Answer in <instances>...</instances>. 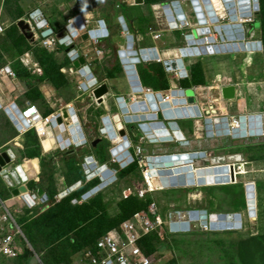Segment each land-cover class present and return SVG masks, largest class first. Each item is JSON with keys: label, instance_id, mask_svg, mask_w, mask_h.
Returning <instances> with one entry per match:
<instances>
[{"label": "rangeland", "instance_id": "1", "mask_svg": "<svg viewBox=\"0 0 264 264\" xmlns=\"http://www.w3.org/2000/svg\"><path fill=\"white\" fill-rule=\"evenodd\" d=\"M167 1V0H164ZM188 2L184 3V6L189 5ZM30 1L29 0H0V20L6 24V31L5 33L0 36V67L4 66L7 63H11L12 68L18 74H24L25 67H23L22 58L27 51L32 53L30 59H37L34 64V67L40 66L42 67V60L45 57V53L47 52L44 47H42L39 43H33L31 40L25 38V36L21 33L17 22L19 19L23 18L25 20L30 19V9L28 8ZM41 3V2H40ZM48 3V2H47ZM43 2V6L46 9L47 13L49 14L50 11H53L54 14L57 13V10L53 6V2L47 4ZM169 3V2H168ZM214 3L219 5L217 9L223 7V5L219 1H214ZM107 4V3H105ZM47 5V6H46ZM102 6V7H101ZM255 2L252 0L251 8L252 12L251 15L248 17L249 21L244 23L243 29L247 38V41H262V27L259 25L261 23V4L259 0V8L255 9ZM90 8L95 10V13H99L101 10H108L110 15L113 16V20L117 26L116 29L110 25V20L107 19L109 25L111 26L112 30H119V36L121 42L115 44L116 47L111 50L109 53L110 61L113 60L115 64H119L122 67L121 63L118 59V51L121 48H124L126 45L125 36L126 34L123 33V30L117 24L119 23V14L122 10L121 5L116 6L113 4L112 6H104L103 5H91ZM103 8V9H102ZM107 8V9H106ZM251 11V9H250ZM222 12V11H221ZM225 19H222V22H229V16L225 12ZM60 21L67 20L65 16L56 15ZM98 19V18H97ZM68 24V23H67ZM95 26V23L93 24ZM65 27V26H64ZM78 40L75 41L77 43ZM102 42H107L108 39L101 40ZM93 44V42H91ZM82 44L77 46L80 47ZM70 45L66 44L62 46L63 51H66ZM61 48V47H60ZM138 48V47H136ZM135 48V49H136ZM105 53V52H104ZM75 54V53H74ZM106 56V54H105ZM243 60H241L240 64V72L235 70L236 73L242 75L243 82H246L248 86L243 88L244 95L238 97V101L231 107V111L233 115H236L238 118L242 116V113L250 116L256 114H263L264 115V45L262 41V50L259 52L250 53L248 51H242ZM94 57H96L94 55ZM104 60V59H103ZM187 60V59H185ZM6 61V62H5ZM56 62L61 67H65L68 65L67 72L64 73L61 69L62 75L58 77L57 83L55 84L56 92L53 94L54 102L57 104L58 108L62 106V104H70L72 102H76L77 98L80 99L84 98V101L87 99L88 103V112L87 116L89 118L88 123H86V119L82 117L83 124L85 131L91 137L90 140L92 141V134L94 130V135L99 136V128H101V122L96 116L98 111L95 112V108L91 103V99H89L90 91H81L80 87L82 81L78 80L79 77L78 71L75 70L73 74L70 72V69L73 68L72 61L68 57V55L61 54L56 56ZM155 61L150 62L148 64H153ZM98 60L95 61L93 64L98 65ZM203 66V62H200ZM58 65V66H59ZM108 67L112 66V62L108 64L106 62L103 63ZM141 64L138 65V68ZM234 66L232 65V70L234 71ZM55 74H59L58 68L56 71H52ZM121 74L118 75V79L123 77L122 82H120V86L118 88V92L115 98L110 99V102L116 103L117 98L120 96L125 95L126 100L130 102L131 98L126 95H118L119 92L122 90H130L126 75L124 70L120 71ZM236 73L233 72L234 75ZM37 75V74H35ZM217 74H213L212 83L218 80ZM216 77V78H215ZM46 78V77H44ZM43 78V79H44ZM86 81V78L83 79ZM120 81V80H118ZM210 81V83H211ZM202 85H206L205 83ZM247 90V92H246ZM193 92V91H192ZM57 95V96H56ZM240 100V101H239ZM81 102V100H79ZM86 105V104H85ZM84 105V106H85ZM240 105V107H239ZM21 107L24 108L25 104L21 103ZM245 107V108H244ZM244 108V109H243ZM3 112V111H2ZM4 113V112H3ZM94 113V114H93ZM228 114V113H227ZM7 116L6 113L2 114ZM99 115V114H98ZM7 120H3L0 118V147L5 145L6 143L10 142L12 139H16L18 137L19 140L26 138V141H31L32 138L29 137L27 139L26 135L20 134L16 131L14 126L11 124L9 117ZM70 122H68L69 124ZM179 123V122H178ZM124 124V123H123ZM204 124V123H203ZM124 127L129 129V131L134 132L132 134L133 145H136L137 138L143 135V132L139 129L138 123L132 124H124ZM192 131L193 127L191 126ZM206 130L205 125L203 130ZM35 134L36 132L33 131ZM193 133V132H192ZM55 134L58 135L59 132L55 129ZM37 135V134H36ZM68 135V134H67ZM22 136V137H21ZM263 136V137H262ZM262 136H250V137H239L234 139L231 136H228L227 140L224 143L218 145L216 148H209L208 151L214 152L215 156L204 158H198L195 161V167H204L209 165H214V163L221 162L223 160L224 164L229 160L230 157L221 156L220 151L225 150L227 155L231 156H240L245 162L239 164L237 168L234 169V176H236L235 181L231 184L224 185V186H193V187H170L165 188L163 190L157 191L153 195H149L151 197L152 202H156L159 208L158 214L160 215L161 219L163 220L165 226V230L163 228L162 236L163 238L153 237L150 243L154 242L155 247L151 251L155 254L157 261L159 260L158 264H264V135ZM204 139L207 138L206 131H203ZM108 138V137H107ZM200 138V137H199ZM195 139H198L195 136ZM23 143L24 146V156L27 155V142ZM108 142H111L108 139H103L100 143L101 148L94 149L92 143L89 144L86 148H79L74 146L71 154L76 153L77 160L81 162L82 166H84L86 160L84 158L87 155H91V149L96 153H101L106 157H109L108 151L106 147L108 146ZM21 142L16 143V146H19ZM6 147L0 151L2 153H9L12 159L15 158V162L19 160L18 156L14 155V149ZM21 146V145H20ZM180 144L178 142H169V143H158L156 144H149L148 142L144 144V148L146 150V155H160L173 153L174 151L177 152H185L186 150L181 149ZM112 147V146H111ZM164 149V150H163ZM168 149V150H165ZM40 152L43 158L45 156L48 158L50 155L44 154L43 148ZM134 153V150H131ZM70 152V151H68ZM68 152H64L66 156H70L71 154H66ZM16 153V151H15ZM64 153L62 151H57L54 153L55 162L51 165L54 167V170H48L49 166L41 167V180L43 181V176L53 171L52 180L46 181L48 182L49 186L48 189L51 192V195L54 197V200L49 203H44L41 206H38L30 211V209L23 207L21 205L20 209H18V223L23 229L22 235L25 237L26 240H23L25 243V250L24 253L21 254L20 258L17 260L8 261L4 264H49L47 262L48 259H53L56 264H71V256L70 254L73 252L71 249L67 238L57 241V242H48L47 236L43 235V233L37 232V238L31 241L29 234L25 230V226L30 224L38 216L44 212H46L50 205L53 202H61L64 198L68 196H72L74 193L70 192L72 185L74 183L76 174H70L68 172V167L63 160ZM25 156V157H26ZM52 156V155H51ZM220 156V157H219ZM213 158H218V162L212 161ZM30 159V158H28ZM52 159V157H50ZM22 161V160H21ZM200 161V162H199ZM214 162V163H213ZM137 163V161H136ZM105 164V163H104ZM108 166L111 167L113 170L119 169L121 171V167L119 164H113L107 162ZM138 164V163H137ZM237 163H235L236 165ZM229 165V164H227ZM39 166V164L37 165ZM139 167V165H138ZM145 170V167L142 168ZM142 170L139 169L127 176L121 177L119 175V171L117 174V180L114 181L111 185L107 186L106 188L102 189L101 191L94 194L87 200L79 199L72 201L73 205H80L84 204L85 202L93 201V197L100 195L101 202L95 201L96 209L101 210L100 206H104L106 212L109 213V218L105 219L106 217L99 213L93 220L95 226L91 228L89 232V236L93 240L96 237L97 229H104L109 225L117 226L121 223V216L126 215L125 211L122 207L123 202L128 198H133L132 203L128 206L129 209H143L142 207L145 206L142 200L135 197L136 189L139 188L143 182V175ZM31 171V169H30ZM32 174V171H31ZM87 175V173H86ZM36 177V176H34ZM5 181V180H4ZM51 181V182H50ZM84 184H87V177L84 176L82 180ZM97 181V180H96ZM33 182H38L36 179L34 181L29 182V186L33 185ZM98 182H101L100 180ZM239 182V183H238ZM42 183V182H39ZM74 183V184H72ZM248 183H255L256 184V215L250 216L248 212V202L246 201V185ZM100 184V183H99ZM153 184V183H151ZM91 185V186H90ZM90 187H93V183L90 184ZM86 187V186H85ZM84 187V188H85ZM155 187V186H154ZM7 185L3 184V181L0 178V197L6 198L4 195L8 193L10 198H14L13 194L10 191L6 190ZM29 188V189H30ZM13 191V189H11ZM32 190V188L30 189ZM63 192L67 195L63 197ZM64 194V195H65ZM9 204V203H8ZM0 205H2V201L0 200ZM12 210L14 211L17 208L18 204H9ZM141 208V209H140ZM183 210L184 212H190L193 209H201V210H208L210 213H241L243 215V224L242 227L239 229H229V230H218V231H204L201 229V223L196 222L193 223L190 230L186 231V236L183 238H175L171 236V233L168 231V225L171 230V223L174 222L169 221L168 214L169 212H175V210ZM17 212V211H16ZM251 213V212H250ZM130 216V215H129ZM103 218L96 226L97 218ZM22 218H26L24 223L21 222ZM166 231V232H165ZM146 247V245H144ZM148 246V245H147ZM27 249H31L34 252L33 255H26ZM36 251V252H35ZM179 253V261L177 263V256L176 253ZM170 255V256H169ZM80 256V254H79ZM80 258L75 256L72 258V264H86V263H79Z\"/></svg>", "mask_w": 264, "mask_h": 264}, {"label": "crops", "instance_id": "2", "mask_svg": "<svg viewBox=\"0 0 264 264\" xmlns=\"http://www.w3.org/2000/svg\"><path fill=\"white\" fill-rule=\"evenodd\" d=\"M29 1H30V3L28 5V8L31 10L30 13L40 8L41 11L43 12V14L45 15V18L48 19V21L50 22V26L55 29V31L57 32V34L59 36H64V34L67 32L66 31L67 27H68L67 23H68L69 19L75 18L79 14H82L83 18H85V15H87V16L93 15L94 20H97V18L106 20L105 22H106V26L108 27L109 36L107 38H103V39H108L107 42H102L100 40L98 46H96L94 43L91 44L90 42H86L87 40H86V38H84L85 36H83L81 40L77 41V46L79 44H82L80 47H78L82 56H84L86 54L90 55L89 59L91 60L90 62L92 64L93 74L97 78L98 82L99 83L107 82L109 84V87H110V95H108V97L105 98L106 101L102 105L95 104L93 101V97L91 96L92 93H90L89 99H91V103L95 108V112L98 111V114H99V115L98 114L94 115V117L96 116V118H98L100 120V122L102 123L103 118L108 115L112 119L113 123H115L114 122L115 116L120 115V114H119V110H118V105L114 102H110V99L116 97L117 92H118V88L120 86V82H122L123 77H120L118 79V75L121 73L119 71L115 70V68L118 67V69H119V68H121V66L119 64H115V62L113 60L110 61L109 59H106V58H109V55H110L109 53L114 48V46L116 47L115 44L121 42V39L119 36V30H117L115 32V30H112V28L110 26V25H112L114 29L117 28V26L113 20V16L110 15L108 10H101L99 13L96 14L95 10H92L90 8L91 5H94V0H29ZM110 1L112 2V4H116V5L118 4L117 6L121 5L122 10L119 14V17L120 16L124 17V19L126 20V22L128 24L129 32L132 35H134V37H135V48L136 47H138L136 49L156 48L160 54L162 61L167 60V59L177 60L176 58H178L180 55L179 50L181 48L188 46L189 41L187 40V37H186L187 35L193 34L194 38L196 40L201 39L202 36H199L198 34L196 35L197 28H200V27L208 26L211 29V32L206 34L207 35L206 37L214 36L216 43H220L219 35H217L214 32V29L210 23H207L205 25H199L198 24V17L196 16V12H195V9L193 7V4L191 3V0H189L188 6H184V3L188 2L187 0L181 1L183 13L186 15V21H188V24H187V22H184L181 25H179L178 28H175L174 30H172L170 28L167 29L168 23L166 22L165 15L163 14V12L154 11L150 4L144 3L143 5H135L134 0H110ZM155 1L158 2L160 0H154L153 2H155ZM168 1H170V0H168ZM214 1L215 0H212L211 3H213L214 7L216 8L217 13L218 14H219V12L222 13L221 10L219 11L217 9L219 7V5H217V7H216V4L214 3ZM216 1H219V0H216ZM43 2H46V3L48 2L47 4H49L50 2H53V6L57 10V13L54 14L53 11H50V13L48 14L46 9L43 6L44 5ZM111 2H108V0H98L97 5L99 6L101 4V5H103V8H104V6H112V5H109V3H111ZM160 2H161V4H167L168 3V2L163 3L162 0ZM105 3H107V4H105ZM220 3L224 7V4L222 2H220ZM156 5H160V4H156ZM224 9H225V7H224ZM38 14H40V12ZM60 14H62V16H65L67 23H65V21H60L58 19V17H55L56 15H60ZM107 19L110 20V25H109ZM117 25L120 26V24H117ZM150 29H152L153 31H156L157 34L160 35V37L158 39L153 38V35L151 34ZM125 40H126V36H125ZM196 46H199V45L196 44ZM95 47H98L105 52L102 58L101 57H99V58L94 57L93 48H95ZM59 50L57 51V56L61 55L62 53L65 54V53H67L66 51H68V49L66 51L61 50L60 52H59ZM105 54H106V56H105ZM29 57H30V55H29ZM23 59L27 60L26 58H23ZM37 60L38 59H32L33 67H34V64ZM97 60L99 62L98 65L93 64ZM241 60H243L242 52H233V53L224 52L221 54H210V53H208V54L202 55V56L193 55V56L188 57L187 60H184V64H185V68L187 69L189 74L191 73L192 66L195 63H197V62H203L204 63L203 64L204 83L206 85H202V84L201 85H194L192 88L191 87L190 88H186V87L182 88L180 81L176 80L173 77V75L170 74L171 88L176 87V88H182L186 91L188 90L190 93L189 92H187V93L189 95H193L196 98V104L199 106V108L203 114V117L200 119L185 118V119L179 120L178 121L179 123L177 122V124H176L177 128H179L183 132V134L185 135L186 140H187L186 143L179 146L181 149L186 150L185 152L204 151V153H205L204 159H206L208 157L215 156L214 152L208 151L209 148H216L218 145L224 143V141L227 140L228 136H217L216 133H214V136L207 135V138L204 139L203 131H206V134H207V129L203 130V127L205 125L204 119L205 118L215 119V118H221L223 116H227V114L221 110L223 108L225 109V111L230 116H236V115L232 114L231 107L233 105H235V103L238 101L237 100L238 97H240L241 95H244L243 88L246 89V87L248 86V84L246 82H243L242 75H240L239 73H236V71H235V70H238V72H240ZM104 62H106L107 64L109 62H112V66L108 67L106 65H103ZM23 65H24V63H23ZM232 65L235 68L234 71L232 70ZM66 67H68V65L63 67V69H62V71L64 73L67 72ZM137 70H138V67H137ZM70 72H72L73 74L75 73L71 69H70ZM233 72L236 73V75H234ZM31 73L33 74V77H31V78H23V77H20L19 75H18V78H9L8 76L3 77L2 83L4 85V89H5V87H7L9 90L8 93H2L3 97L5 99V102H6V104L3 106H10V104H13V102H16V104L19 107H21V103H24L26 106V104L28 102H30V103L36 104L43 114L48 115L50 112H54L55 110L58 109V106L54 102V99H53V96H54L53 94L57 90L55 87V84L51 81L50 78L43 79V76H40L38 74L35 75L32 71H31ZM214 73L217 74L216 76H218V79L220 82L219 81L214 82V80H213V83H212L211 80L213 78ZM44 74H45V71H44ZM113 75H114V77H110ZM126 78H127V76H126ZM77 79L80 81H83L82 77H77ZM118 80H120V81H118ZM210 81H211V83H210ZM236 84H239V85H236ZM227 85H236L238 87V92H237V98L235 100L225 102V101H222L220 98L222 96V88L227 86ZM144 89L146 90L147 88H144ZM246 92H247V90H246ZM119 94L120 95L126 94L130 97L133 96V95H131V90H129V91L122 90L121 92L118 93V95ZM123 96L125 97V95H123ZM143 98L148 101V99H146L144 96L138 97L137 99L143 100ZM79 100H81V102ZM213 100H217V102L219 104L217 105L216 104L217 102L213 103ZM88 103H87V99L84 101V98L80 99V97H78L76 102H72V103L66 104V105L74 106L75 109L80 114V117L81 118L84 117L86 119V123H88L87 122V120L89 121V118L87 116V112L89 109ZM216 105L219 108H216ZM62 106H65V104H62ZM239 107H240V105H239ZM4 108L5 107H2V109L0 110V118H2L3 120H6V122L8 123L9 120H7L8 118H6L8 115L7 114H6L7 116L2 115L5 113L3 111ZM10 122L14 126L16 131L19 132L17 130L16 126L11 121V119H10ZM72 122H73V120H72ZM70 126H71V124L69 125V128H70ZM102 126H103V123L101 124V127ZM191 126L193 127V131H192ZM205 128H206V125H205ZM77 131H79V130H77ZM215 131H217V130H215ZM131 133H133V137H132ZM86 135H87V138L90 140L91 137L87 134V132H86ZM127 135H128V137L134 138L135 134H134V132L129 131V129L127 128ZM195 136L198 139H195ZM96 137L97 136L94 135V130H93L92 140H93V138H96ZM19 138L20 137H18L16 139H12L10 142H8L5 145H3L2 147H0V151L6 150L4 148L9 147V145H11V144H14L10 148H12L16 151V153L14 151V155L18 156L19 160L17 161V163L13 162L14 163L13 166L17 167V166H23L24 165V167L28 173H31V171H32L33 176H37L39 174V177H40L41 176V167L43 165L42 159L41 158L28 159V157H25L24 156V154H25L24 149L25 148L23 146V143H25V138L22 140H19ZM17 141L21 142V144H20L21 146L20 145L16 146ZM100 143L97 145L96 148H94V147L93 148L94 149L101 148ZM155 144L157 145L158 143H155ZM43 145H44V151H46V152L57 149L59 147V143H58V140L56 138V135L54 134V132L51 129L49 131H47V138L46 139L43 138ZM110 145L112 147L116 148L115 146L117 144L111 143ZM88 146H86V147H88ZM90 146H93V145H90ZM111 146H110V149L108 151L109 157L105 156V159L108 162L110 160V150L112 148ZM86 147H84V148H86ZM93 148L91 149V155H93V158L96 161L101 162L104 155L101 153V151L99 153L94 152ZM165 150H168V149H165ZM46 152H44V154H46L47 156L50 155V156H48V159H50V157H52L54 162H55L56 156H54L53 153L47 154ZM173 153H181V152L174 151ZM166 154H168V152H166ZM219 155L221 156V157L219 156L220 158H223L222 156H227V157L231 156L230 154L227 155L225 150H221ZM87 156H90V155H87ZM229 160H231V159H229ZM26 161H29V162H27V164L25 165ZM243 162H245V161H243ZM235 163L236 162H233V163L228 162L229 166L231 167V169H233V171L240 164L239 161L236 165H235ZM38 164H39V166H37ZM30 169H31V171H30ZM36 172H39V173H36ZM22 175L24 176L25 173H24V171L20 172V170L17 171L16 173H14V171H9L5 175L0 174V178L3 181V184L7 185L6 190L10 191L14 197V198H10L11 196H9L8 193H5L4 195L7 194L5 196L6 198L0 197V200L5 201L9 204H15V206H16V204H18L17 208H15V211H18V209H20L21 205L24 206L21 199L17 198V196L14 195L15 189H19L22 186H26V184H27L26 182L23 181ZM234 181H235V176L233 178H231L230 184L233 183ZM39 182H42L41 177H40V181H38L37 184H40ZM11 188H13V191L11 190ZM27 188H28V191L31 189L29 184L27 185ZM43 190H44V192L47 193V190H45V189H43ZM32 191L37 192L39 194V190H32ZM1 206L2 205H0V207ZM17 216L19 217V215H17ZM171 236L178 238V239L183 238L186 236V232H181V231L173 232V233H171ZM179 255L180 254L177 252L176 253L177 263L179 261V259H178ZM79 258H80V256L78 257V259ZM86 264H90V263L87 262Z\"/></svg>", "mask_w": 264, "mask_h": 264}, {"label": "water", "instance_id": "3", "mask_svg": "<svg viewBox=\"0 0 264 264\" xmlns=\"http://www.w3.org/2000/svg\"><path fill=\"white\" fill-rule=\"evenodd\" d=\"M182 0H176L171 2V4H164L165 13L168 16V20L173 22L174 17L172 16V8L175 9V12H181L179 7ZM226 8V13L229 16V22H222V18L218 16V13L215 11L214 5L210 0H192V4L197 6V10L202 12L203 9L206 10L207 15L210 17V22L214 25L215 31L220 35L221 44H213L215 40L213 38L209 39L213 45L206 48L203 45L198 47H192L193 44H196L194 41H190L187 47L180 49V55L177 60H166L164 62V66L167 70H178L184 69V59L193 56V55H206L208 51L214 52V54H221L224 52H245L255 50L258 46H261V42H244L245 37L243 32L242 25L238 22L237 13L240 12V15L245 13L243 11H247L250 9L248 6L249 0H237V4L240 5V8H236L233 6L235 0H221ZM255 2L254 8H259V0H253ZM136 4H143L144 0H135ZM232 3V4H231ZM232 5V6H230ZM247 5V6H246ZM203 6V7H202ZM220 10V9H218ZM37 15V14H36ZM250 12L247 11L245 16H249ZM78 24L82 22V16L77 18ZM122 28L124 32H128V27L124 22V18H121ZM205 22L203 21V24ZM17 25L21 31V33L32 42H35V33L33 32L31 24H29L25 19L21 18L18 20ZM102 26L104 24L102 23ZM235 30V31H234ZM69 31L72 33V36H77L78 30L75 26H69ZM207 30H204L206 32ZM104 34H107V30H103ZM236 33V34H235ZM93 34V33H91ZM69 38V37H68ZM192 38V36H189ZM126 46L123 49L118 51V56L120 58V62L123 65V70L127 76L128 84L130 86L131 95L134 97L136 95H140L144 93V88L142 86V82L140 80L136 64L147 61V60H159L160 56L155 48L150 49H139L136 51L134 49V36L132 34H127L126 36ZM227 42V44H223V42ZM205 42L204 39L198 41V44H203ZM71 49H68L70 52ZM78 55L73 57L76 59ZM174 61L178 62V66H174ZM74 66L80 70V74L86 78V81L82 82V88L84 90H89L92 87V95L93 100L102 105L105 103V98L110 95V87L107 82L98 83L97 79L94 77L91 67L87 65V58L85 56L80 57L75 61ZM236 86L228 85L222 88V95L225 100H233L236 98ZM0 102L2 105H5V99L2 93H8V90L5 88L0 80ZM187 91H173L172 102L168 100H164L162 94L158 93L156 96L153 94H144L143 96L148 99L150 105H147L146 100H135L130 101L129 104L126 102V98L124 96H120L118 101V107L120 111V116L114 118L113 124L110 116H105L103 118L104 121V132L108 134V138L111 140H115L118 138V133L120 136H125L126 131L124 130V124H132L138 123L139 129L147 134H154L158 136L159 142H167L172 141L173 136L176 139H182V133L177 128L176 124L178 120L184 118H202V112L199 106L196 104V98L193 95H189ZM190 93V92H189ZM0 104V108L2 105ZM18 114L19 118L23 119V114L18 107L13 104L12 107L5 108L4 112L9 116V118L13 121L14 125L17 129L22 130L23 125L20 123V120L15 116L14 111ZM139 114V115H138ZM65 116H68V113H65ZM122 117V120L120 119ZM264 116L261 114L250 115L247 117L246 115L240 116L241 122V130L237 129H229L228 118H205V125L207 129V135L214 136V129L217 130V136H232L234 139L241 138L247 136V128H250L249 135L250 136H260L264 134V129L262 126V120ZM63 117H59L58 121L55 122V125L63 124ZM249 121V123H247ZM257 121V123H255ZM75 122L78 124L79 131L84 137V133L82 127L79 124V119L75 115ZM121 124V128L118 127L117 123ZM117 129H120L119 132H116ZM223 127L224 131H219V129ZM60 133V128H56ZM170 129L172 130V135L170 134ZM241 131V132H239ZM65 131L62 134L63 139H68L69 134ZM102 141L101 138H97L93 140V147L96 148L97 145ZM124 148L127 147V144H124ZM116 148H113V150ZM73 152H75L73 150ZM123 157H128L131 160V156L129 152L125 151ZM204 157V154L198 152H191L186 154H162L152 157H148V163L150 168H152V175L155 178H158L161 181L162 188H170V187H191V186H209V185H221V184H229L231 182V178L234 177V171L227 164L221 165H209L204 167H195V160ZM122 159V157H120ZM11 163V158L9 153L5 152L0 154V172L3 171V168L6 167L7 164ZM123 167L126 166L124 163ZM13 168V167H12ZM108 171V172H105ZM111 170H104L101 174V182L98 186L94 187L88 193L83 196V200H87L92 197L97 192L106 188L112 181L114 180L112 176ZM230 174V175H229ZM110 175V177H109ZM252 187H250V186ZM73 190V189H72ZM69 190L70 192L72 191ZM28 192L27 186H22L19 189H15L14 195L20 196L21 193ZM44 190L39 189V195L43 196ZM251 193V194H250ZM67 196V195H65ZM246 197L248 202L249 213L254 216L256 213V188L253 183L246 185ZM228 214L219 213L214 216H208L206 211H197L192 210L189 212V217L187 220L182 222H173L171 223V232L178 231H188L191 229V222L208 221L211 229H233L238 226L237 222L239 217L237 214H234V220H228ZM241 226V224H240Z\"/></svg>", "mask_w": 264, "mask_h": 264}, {"label": "built area", "instance_id": "4", "mask_svg": "<svg viewBox=\"0 0 264 264\" xmlns=\"http://www.w3.org/2000/svg\"><path fill=\"white\" fill-rule=\"evenodd\" d=\"M95 2L97 0H94ZM38 12L41 15H36ZM41 16H44L41 12V9L35 10L30 13V19L27 20L29 24H31L32 29L35 33V42L39 43L45 49L49 50L50 52H55L59 49L60 46L66 45L71 41V38L68 34L65 37L59 36L54 29L50 26V22L48 19ZM78 17V16H77ZM77 17L71 18L68 21V26L76 25L77 24ZM95 26H93V17H88L84 19V26L85 28H89V31L92 33L97 31H102L103 27L100 20H94ZM69 28V27H68ZM6 31V24L0 20V36H2ZM108 35V34H107ZM107 35L98 36L97 34L93 36V38H89L88 40H93V43L98 46L100 42V38H104ZM69 37V38H68ZM159 34H155L154 38H159ZM93 54L96 58L103 57L104 51L98 47L93 48ZM30 55V57H29ZM32 53L28 52L22 58L24 65L32 71L34 74L44 75V70L40 67H33ZM70 58L73 62L76 59H73L75 54L70 53ZM80 56V55H78ZM87 61L91 64V60L89 59L90 55L86 54L85 56ZM93 61V60H92ZM72 71L75 72V69L72 68ZM4 76H8L9 78H17L18 74L12 69L11 63H8L2 67H0V80L3 79ZM82 75L79 73V77ZM83 77V76H82ZM180 76H178L179 78ZM181 78V77H180ZM3 81V80H2ZM84 82V81H83ZM91 88V87H90ZM89 88V89H90ZM81 91H86L80 87ZM150 91V89H149ZM169 96L172 97L171 92H167L165 94V101H169ZM15 104L19 110H21L23 114V119L19 118L18 114L15 110V116L20 120V123L23 125V129L21 130L22 133H28L29 131H35L38 135L43 145V138H47V131L50 129L55 134V129L57 126L55 122L58 121V118L61 116L64 119V124L66 130L69 133L68 139H63L61 134L56 135V138L59 143V147L57 149L51 151H44L47 154H54L57 150H62L64 152H68L73 149L74 146L85 147L88 144V138L86 136L82 137L81 132L79 131H72V128H69L72 120L75 122V115L78 116V111L72 105H65L61 106L56 112L50 115H45L41 112L36 104L28 102L24 108L19 107L16 103ZM12 104V105H13ZM12 107V106H11ZM65 112L68 113V117L65 116ZM81 121V119H80ZM234 123L239 126L238 118L233 119ZM68 122H70L68 124ZM62 125V126H63ZM230 127H235L233 123H230ZM59 127L61 125H58ZM83 133L84 129H83ZM100 134L103 137H106V132H104V128H101ZM183 134V133H182ZM85 135V134H84ZM153 137V135H152ZM183 139V137H182ZM81 141V142H80ZM152 138L151 136L145 134L138 138V142L136 145H133L130 139L128 142L131 148L134 150V157L133 162L137 161L139 167L144 168L142 170L143 175V182L139 188L136 189L135 195L138 196L139 199H146L147 196L152 195L158 189L157 187H153L154 185L151 184L152 181L155 179L150 173L152 172V168H150L148 163V155L145 154L146 150L144 148L145 143L151 144ZM172 141L182 143L187 141L184 137V140H179L174 138ZM123 151H119L118 153L112 152V156L110 158V163L113 164H122L125 160L127 161L128 158L125 157V160H120V156L124 155ZM86 162L84 164L85 171L87 173V184L91 183L96 178H101V173L96 174L91 177V172L93 170V163L97 165V168H102V166L93 159V156H88L85 158ZM12 162H15V158L12 159ZM122 167V166H120ZM96 168V169H97ZM123 168V167H122ZM8 169V170H7ZM7 169L4 168V173L7 171H11L9 167ZM25 175H22V179L26 182V186L29 184L31 180L36 179L40 181L39 174L34 177L31 174H28L25 168ZM110 169L107 165L103 166V171ZM21 172V169H16L14 173L17 171ZM107 172V171H105ZM97 173V172H96ZM117 171H113V175L116 176ZM80 186L77 190L84 186V182H79ZM78 183V184H79ZM153 185V186H152ZM19 198L23 202L25 209L28 208L30 210L41 206L44 203H49L50 199L48 195L45 193L44 196H39L37 192L29 190L27 193H22ZM7 202H2V206L0 207V264H4L8 261L18 259L21 254L24 253L25 250V243L23 240H26L25 237L22 235L23 229L18 223V212L13 211ZM159 208L156 202H151L147 208V210L138 211L133 214L130 218L125 220L120 226L114 227L108 230L103 236H101L97 242L95 248H88L87 250L83 251L82 257L79 263H87L90 264H158L159 260L157 261L156 256L154 253H146L141 245V241L144 237L152 234L157 233L161 238L162 231L165 226L163 220L161 219L160 215L158 214ZM184 211L175 210V212H169L168 214V224L170 221L178 222L184 220ZM181 218V219H179ZM177 220V221H176ZM168 231H170L169 225ZM201 228L205 230H209V226L207 224L201 225ZM165 230V228H164ZM166 232V231H165ZM171 232V231H170ZM23 239V240H22Z\"/></svg>", "mask_w": 264, "mask_h": 264}, {"label": "trees", "instance_id": "5", "mask_svg": "<svg viewBox=\"0 0 264 264\" xmlns=\"http://www.w3.org/2000/svg\"><path fill=\"white\" fill-rule=\"evenodd\" d=\"M153 1L154 0H150V1L146 0L145 3L152 5L155 3H159L161 0L158 2L157 1L153 2ZM171 1H174V0H170V1L162 0L163 3L171 2ZM108 2H111V1L108 0ZM260 4H261V23L259 22V25H261V27H262V36H263L262 41H263V45H264V0H260ZM109 5H113L112 2L109 3ZM46 51L47 52L45 53V57H43L42 60L40 61V62H42V64H43L42 68L45 71L43 78L44 77L50 78L53 83H57L58 77H60L62 75L61 69L63 67H61L56 62L57 52H49L48 50H46ZM60 51H61V49L59 50V52ZM27 52H29V51H27ZM23 67H25V66L23 65ZM57 68H58L59 74H55L54 72H52V71H56ZM115 70L120 72V71H122V68L118 69V67H117V68H115ZM138 72H139L141 82H142L144 87L151 88L154 91H166V90H169L171 88L170 77L168 76V73L166 72L163 64H161V63H153V64H148V65L141 64L138 68ZM16 73H18V72H16ZM18 75L20 77H23V78L33 77V74L31 73V71H29V69H27L26 67H25L24 74L22 73V74H18ZM110 77H114V75L110 76ZM46 78H44V79H46ZM203 83H204V70H203V66L200 62H197L192 66L190 78L180 82L181 86L184 88L185 87L190 88V87H193L194 85H201ZM52 113L53 112H50L48 115H50ZM26 137H27V139L29 137H31L32 142L28 141V140L26 141V138H25V141L27 142V155H28V156H26V155L25 156L30 158V159L41 158L42 155H41V152L39 149H40V146L42 149V145H41L40 139L38 138V135H36L33 131H30L26 134ZM110 146L111 145L108 142V146L106 147L107 151H109ZM71 153L72 152H69L66 154H71ZM76 156H77L76 153L71 154L70 156H66L64 153V158H63L67 167L69 168L68 172L70 174H76L74 183L81 181L82 178L84 176H86L84 168H83L81 162H79L77 160ZM41 159H42V164H43L42 167L44 166L47 168V165H48L49 171L54 170V167L51 166L54 163L53 158L48 159V158H45V156H43V158H41ZM106 162H107V160L105 159V155H104V157L102 158L100 163L104 164ZM138 169H139L138 164L134 163L132 165H129L125 169H122L121 171L119 170V175L121 177H124V176H127L129 174L135 173ZM50 173L51 174H49V175H48V173H46L43 176L42 183L37 184L36 182H33V185L31 186V188H32V190H39L41 188L47 190V194L49 196V199L51 201H53L54 197L51 195V192L48 189L49 184H48V182L46 183V181H48L49 179L52 180L53 171ZM96 180L87 184L86 187L84 186L85 188L83 187L81 190L75 192L72 196H68V197L64 198L61 202H58L57 204H56V202H53L50 205V208L46 212L40 214L38 216V218H36V220L31 222L30 224H27L25 226V230L29 234L31 241H33L34 239L37 238V232L43 233L44 236L46 235L49 243L57 242V241H60V240L67 238V241H68L71 249L73 250V252L70 254V256L72 255L71 256V264H72V258L73 257L74 258H75V256L79 257V254L81 256L83 251L87 250L90 247L95 248L97 240L101 236H103L108 230H110L114 227L120 226L125 220L130 218L136 212L142 211V210H147L149 204L152 202L151 197L147 196V198L144 200L139 199V200H142L143 203H145V206L142 207L143 209L140 208L141 210H139V209L138 210L137 209H129L128 210L127 208H128V206H130V203H132L133 198L126 199L122 204V207H123L126 215L121 216V218H120L121 223L117 226L109 225V226H107V228L105 227L104 229H102V228L97 229L96 237L92 240L91 237L89 236V232L91 231V228L93 226H95L93 223L94 218L99 213H101V215L105 216L106 217L105 219H108L110 217L109 213L106 212L104 206H100L101 210L96 209L95 201L101 202V200H102L100 195L96 196V198H94L95 197L94 196L93 201L85 202L84 204H80V205H73L72 201L83 199V196L86 193H88L94 187L98 186L100 182H98L99 179H96ZM74 183H72V184H74ZM92 183H93V187H90L91 186L90 184H92ZM135 197L138 198V196H136V195H135ZM95 220H96V226H97V224L100 221H102L103 218L99 217ZM25 221H26V218L21 219L22 223H24ZM156 236H157V238L160 237L157 233H152V234H150V235H148L142 239L141 245H142V247L146 253H149V254L152 253L151 251L154 249L155 244H154L153 240L151 243H150V241L153 237H156ZM144 245H146V247ZM33 252L34 251L31 249H27L26 255H33L32 254ZM46 260H47V262H49V264H56L53 259L47 258Z\"/></svg>", "mask_w": 264, "mask_h": 264}, {"label": "clouds", "instance_id": "6", "mask_svg": "<svg viewBox=\"0 0 264 264\" xmlns=\"http://www.w3.org/2000/svg\"><path fill=\"white\" fill-rule=\"evenodd\" d=\"M174 1H176V0H174ZM236 2H237V0H235ZM251 1L252 0H250L249 1V4L248 5H250V3H251ZM171 2H173V1H171ZM171 2H169V3H167V4H171ZM97 3H98V0L95 2L94 1V6H97ZM144 3H145V0H144ZM143 3V4H144ZM191 3H192V0H191ZM134 4L135 5H143V4H136L135 3V0H134ZM156 4H160V5H156ZM181 4V3H180ZM118 5V4H117ZM116 5V6H117ZM162 5H164V4H161V3H155V4H152L151 6H152V8H153V10L154 11H156V12H158V11H161V12H163V14L165 15V19H166V22L168 23V27H167V29H172V30H174L175 28H178V26L179 25H181L182 23H184V22H187V24H188V21H186V15L183 13V8H182V5H180V7H179V9H180V11L181 12H175V9L174 8H172V11H173V13H172V16L174 17V20H173V22H170L169 20H168V16H167V14L165 13V10H164V7L162 6ZM150 6V5H149ZM238 6V7H237ZM237 6H236V8L238 9V8H240L241 6L240 5H238L237 4ZM247 6V5H246ZM251 6V5H250ZM249 6V7H250ZM193 7H194V9H195V12H196V16L198 17V24L199 25H205V24H207V23H210L211 25H212V27H213V29H214V25L210 22V17L207 15V12H206V10L205 9H203V11L202 12H199L198 10H197V6H195V5H193ZM203 7V6H202ZM40 9V8H39ZM250 9H252L251 7H250ZM249 9V10H250ZM257 9V8H256ZM38 10V9H37ZM220 10L222 11V13H220L219 12V14H218V16H220V14L222 15V16H220V18H222V19H225L224 17H225V12H226V10L224 9V7H221L220 8ZM219 10V11H220ZM42 12V11H41ZM39 13V12H38ZM37 13V15H41V13L40 14H38ZM42 14H43V12H42ZM238 14L240 15V12H238ZM44 15V14H43ZM250 15H251V11H250ZM249 15V16H250ZM79 16H83L82 14H79L78 15V17ZM249 16H246V20H247V22L249 21V19H248V17ZM43 17H45V15L44 16H41L40 18L42 19ZM77 17V18H78ZM88 17H93V15H85V18H88ZM85 18H83L82 17V22H81V24H78V22H77V24L76 25H73V26H75L76 28H77V30H78V34H77V36H72V33L69 31V26L67 27V32L64 34V36H61V37H65V35L66 34H68L69 35V37L71 38V41H69V43H68V45H70V47L68 48V49H71V51L70 52H68V51H66L67 53V55H68V57L70 58V53H72V54H74L75 53V55L77 54V55H80V56H78L77 58H76V60H78L80 57H82V55H81V53H80V51H79V49H77V43H75V41L76 40H81L82 39V37L83 36H85L84 38H86V42H93V40H88L90 37L91 38H93V36H95L96 34L98 35V36H101V35H107L106 37H104V38H107L108 36H109V31H108V27L106 26V20L105 19H97V20H100V21H102L101 22V24L103 23L104 24V26H105V29L107 30V34H104L103 33V30H104V26H102L103 27V30L102 31H97V32H94L93 34H91L92 32L91 31H89V28H85V26H84V19ZM121 18H124L123 16H120L119 17V23H120V26H121V28H122V22H121ZM201 19H204V20H201ZM27 21V20H26ZM203 21L205 22L204 24H203ZM28 22V21H27ZM124 22L126 23V25H127V27H128V24H127V22H126V20L124 19ZM238 22L240 23V20L238 19ZM29 23V22H28ZM95 23V21H94V18H93V24ZM244 23H246V22H242V28H243V26H244ZM69 24V23H68ZM71 26V25H70ZM54 29V28H53ZM122 30H123V28H122ZM151 30V34L153 35V38H154V35L155 34H157V32L156 31H153L152 29H150ZM204 30H207L206 32H204ZM54 31H55V29H54ZM235 31V30H234ZM34 32V31H33ZM56 32V31H55ZM211 32V29L208 27V26H206V27H200V28H197V33H196V35L198 34L199 36H202V38L201 39H204L205 40V42L203 43V44H198V41L199 40H201V39H198V40H196L195 38H194V35L192 34V35H187L186 37H187V40L190 42V41H194L196 44H198L199 46H196V44H193V46L192 47H198V48H200V45H203V46H205L206 48H209V46H212L213 44H221L222 42H221V40H220V43H216V40H215V37L214 36H209V37H206L207 35L206 34H208V33H210ZM214 32L217 34V35H219L216 31H215V29H214ZM57 33V32H56ZM123 33H125L126 34V36H127V34L129 33V34H131L130 32H129V27H128V32H124V30H123ZM242 33H244L245 34V32H244V29H243V32ZM236 34V33H235ZM134 36V35H133ZM189 36H192V38H189ZM211 38H213L214 40H215V43H211V42H209V39H211ZM219 38H220V35H219ZM247 38V36L245 35V39ZM103 38H100V40H102ZM158 39V38H157ZM189 42H188V45H189ZM244 42H245V40H244ZM247 42H261V46H258L257 48H261V50H262V41H255V40H252V41H247ZM34 44L36 43V42H33ZM126 43H127V41H126ZM206 44V45H205ZM223 44L225 45V44H227V42L225 41V42H223ZM126 46V45H125ZM61 47V48H60ZM59 47V49H61V50H63L62 49V46H60ZM187 47V46H186ZM125 48V47H124ZM255 49V50H252V51H248V52H250V53H253V52H259L258 50H260V49ZM58 49V50H59ZM121 49H123V48H121ZM134 49H135V37H134ZM144 49H150V48H144ZM156 49V48H155ZM57 50V51H58ZM136 51H138L139 49H135ZM157 50V49H156ZM49 51V50H48ZM57 51H55V52H57ZM30 52V51H29ZM50 52V51H49ZM157 52H158V50H157ZM246 52V51H245ZM26 53H28V52H26ZM25 53V54H26ZM208 53H210V54H214V52H210V50L208 51ZM24 54V55H25ZM158 54H159V52H158ZM84 56H86V55H84ZM159 56H160V54H159ZM200 56H202V55H200ZM118 59H119V62H120V58H119V56H118ZM177 59V58H176ZM187 59V58H186ZM70 60L72 61V66H74V63H75V61L73 62V60L70 58ZM167 60H175V59H167ZM185 60V59H184ZM153 61H155L154 63H161V64H163V66H164V62L166 61V60H163L162 61V59H161V57H160V59L159 60H147V61H142V62H140V63H138V64H136V67H138V65L139 64H144V65H148V63H150V62H153ZM23 62V61H22ZM121 63V62H120ZM8 64V63H7ZM6 65V64H5ZM87 65H89L90 67H91V70H92V66L90 65V63L87 61ZM121 65H122V63H121ZM11 67H12V65H11ZM122 67H123V65H122ZM27 68V67H26ZM42 68V67H41ZM75 70H77L78 71V74L80 73V70L79 69H77L75 66L73 67ZM164 68H165V66H164ZM43 69V68H42ZM72 69V68H71ZM44 70V69H43ZM122 70H123V68H122ZM165 70H166V72L168 73V76L170 77V74L171 75H173V77L176 79V80H178V81H183V80H186V79H189L190 78V74L188 73V71H187V69L185 68V64H184V69L182 70V69H178V70H167L166 68H165ZM138 71V70H137ZM180 71H182V72H180ZM92 72H93V70H92ZM125 73V72H124ZM18 74V73H17ZM138 74H139V72H138ZM94 75V74H93ZM126 75V74H125ZM41 76V75H40ZM42 76H44V75H42ZM178 76H180L179 78H178ZM82 77V76H81ZM95 77V76H94ZM140 77V76H139ZM18 78V77H17ZM83 79L85 78L84 76L82 77ZM96 78V77H95ZM82 79V80H83ZM97 79V78H96ZM141 80V79H140ZM2 81V80H1ZM84 81V80H83ZM82 81V82H83ZM98 81V80H97ZM170 81H171V78H170ZM217 81H219V79L217 80ZM3 82V81H2ZM216 82V81H215ZM220 82V81H219ZM99 83V82H98ZM100 84V83H99ZM236 85H239V84H236ZM235 85V86H236ZM81 86H82V84H81ZM142 86H143V84H142ZM228 86V85H227ZM144 87V86H143ZM182 87V86H181ZM237 87V86H236ZM7 90H8V88L7 87H5ZM144 88H147V87H144ZM182 88H184V87H182ZM182 88H176V87H174V88H170L169 90H166V91H154L153 89H151V88H147L146 89V91H145V89H144V94L146 93V92H148L149 91V89H150V91L152 92V93H154L153 95L154 96H156V94H158V93H160V94H162V96H163V98L165 99V94L167 93V92H171V94H172V92L173 91H178V92H180V91H186V90H184V89H182ZM192 88V87H191ZM0 91H1V89H0ZM9 91V90H8ZM86 91H90V93H92V91H93V89H92V87L89 89V90H86ZM143 93L142 94H140L139 95V97H141V95L143 96L144 95ZM91 96L93 97V95L91 94ZM130 97V96H129ZM133 97L134 96H132V97H130L132 100H130V101H133ZM119 98V97H118ZM117 98V99H118ZM124 98H126V97H124ZM94 101V100H93ZM126 102H127V104H129V102L126 100ZM146 102H147V105L149 106L150 105V102L149 101H147L146 100ZM169 102H172V101H170L169 100ZM12 103V102H11ZM13 103H16V102H13ZM94 103L95 104H97L95 101H94ZM0 104H1V102H0ZM116 104L118 105V101H116ZM2 105V104H1ZM11 106H12V104H10V106H3L2 105V107H5V108H8V107H10L11 108ZM2 107L0 108V110L2 109ZM5 108H4V110H5ZM59 108H61V107H59ZM58 108V109H59ZM57 109V110H58ZM3 110V111H4ZM57 110H55L54 112H56ZM118 110H119V107H118ZM53 112V113H54ZM52 113V114H53ZM65 113H67V112H65ZM119 114H121L120 113V111H119ZM203 115V114H202ZM242 115H245V114H243L242 113ZM262 116H264L263 114H261ZM117 116H120V115H116L115 117H117ZM247 116V115H246ZM66 117H68V116H66ZM78 119H79V124H80V126L82 127V130L84 129V132H85V128H84V124H83V120H82V118L80 117V114L78 113ZM221 118H228V123H229V129H237V128H235V127H230L231 125H230V123H233V119L234 118H238L237 116H223V117H221ZM80 119H81V121H80ZM120 119L122 120V117H120ZM185 119V118H184ZM188 119H200V118H192V117H190V118H188ZM263 119H264V117L262 118V120H260L261 122H262V126H263V129H264V121H263ZM238 120H239V123L238 124H240L241 125V122H240V117L238 118ZM12 121V120H11ZM179 121V120H178ZM177 121V122H178ZM13 122V121H12ZM113 122V121H112ZM102 123H103V126L101 127V128H104V126H105V124H104V121L102 120ZM248 123V122H247ZM255 123H257V121L255 122ZM14 124V123H13ZM63 124H64V121H63ZM63 124H61V126L60 127H62L63 129H65V131L68 133V131L66 130V127H65V125H63ZM114 125H116V123H113ZM118 124V123H117ZM123 124V123H122ZM60 125V124H59ZM63 125V126H62ZM123 126H124V124H123ZM57 127H59V126H57ZM17 128V127H16ZM101 128L99 129V132H98V134H99V136H97L96 138H93V140H95V139H97V138H103V139H108V140H110L109 138H107L108 137V134L106 133V137H103V136H101V134H100V130H101ZM105 129V128H104ZM239 129V128H238ZM17 130H19V129H17ZM119 130L120 129H117V126H116V132L118 133L119 132ZM124 130L126 131V135L125 136H120V134L118 133V137H122V139L124 140V143H126L127 144V147L126 148H124L123 150H126L127 152H129V154H130V156H131V160H129V158L128 157H126V158H128V160L126 161L125 160V157L124 158H122V159H120V160H125L120 166H122L124 163L126 164V166L125 167H121L120 169L122 170V169H125L126 167H128L129 165H132V164H134V163H136L135 161L133 162V158L135 159V157H134V153H132V148H131V146H130V144H129V142H128V139H130L132 142V144H133V140H132V138L131 137H128V135H127V129L124 127ZM180 130V129H179ZM239 130H241V129H239ZM181 131V130H180ZM219 131H224V128L223 127H221L220 129H219ZM30 132V131H29ZM239 132H241V131H239ZM19 133L20 134H23V135H26L27 133H22L21 132V130H19ZM181 133H183L182 131H181ZM214 133H215V129H214ZM69 134V133H68ZM85 134V136L87 137V135H86V132L84 133ZM145 134H147V133H144L143 132V135H145ZM170 134H171V136H173L172 135V130L170 129ZM62 135V134H61ZM143 135H141V136H143ZM149 136H151L152 137V135L153 134H148ZM182 136H183V139H181L182 141L184 140V137H185V135L184 134H182ZM261 136V135H260ZM63 137V136H62ZM153 137H154V135H153ZM232 137V136H231ZM139 138V137H138ZM138 138H137V141H136V144H137V142H138ZM175 137L173 136V139H174ZM228 138V137H227ZM153 139V138H152ZM185 139H186V137H185ZM89 140V139H88ZM93 140L91 141V140H89L88 141V144H87V146L90 144V143H93ZM41 142V141H40ZM170 142H173V141H170ZM187 141H185V142H182L180 145H182V144H184V143H186ZM110 144L111 143H115L113 140H111V142H109ZM160 143V142H159ZM161 143H169V141H167V142H161ZM120 144V143H119ZM119 144H117L115 147H117ZM41 145H42V143H41ZM93 145V144H92ZM76 147H79V146H76ZM86 147V146H85ZM43 148V147H42ZM79 148H84V147H79ZM113 148L114 147H112L111 148V150H110V158H111V156H112V152H113ZM44 150V149H43ZM122 150V151H123ZM57 151H62V150H57ZM56 151V152H57ZM75 151V150H74ZM63 153H64V151H62ZM70 152H73V149H71L70 150ZM203 153V154H205L204 153V151H198V153ZM69 153V152H68ZM125 153V152H124ZM146 153V152H145ZM186 153H191V152H181V153H179V154H186ZM3 154V153H2ZM168 154H175V153H168ZM160 155H162V154H160ZM90 156H93V155H90ZM123 156V155H122ZM122 156H120V157H122ZM157 156V155H156ZM205 156V155H204ZM86 157H88V156H86ZM85 157V158H86ZM148 157H154V156H152V155H148ZM11 158V157H10ZM85 158H84V160H85ZM200 158H202V157H200ZM94 159V158H93ZM95 160V159H94ZM197 160V159H196ZM195 160V161H196ZM27 162H29V161H26L25 162V165L27 164ZM97 162H99V161H97ZM108 162V161H107ZM107 162L105 163V164H101L100 162H99V164L102 166V170H103V166H105V165H107L108 166V164H107ZM109 162H110V160H109ZM13 162H12V158H11V163H9V164H7L6 165V167H4L5 169H7V167H9V169H11V171H14L15 172V170L16 169H21V171H24V169L23 168H25L24 167V165L23 166H13ZM194 166H195V163H194ZM13 167V168H12ZM109 167V166H108ZM4 168H3V171H4ZM83 168H84V166H83ZM110 169H107V170H111L112 171V176L111 177H115V179L117 178V174H118V171H119V169H116V171H117V173H116V176H114L113 175V171H115V170H113L111 167H109ZM8 170V169H7ZM95 170V169H94ZM0 172V174H2V175H5L6 173H4V172ZM84 171H85V168H84ZM96 172H98L97 170H96ZM103 172V171H102ZM101 172V173H102ZM108 172V171H107ZM24 173H25V171H24ZM36 173H39V172H36ZM26 174V173H25ZM28 174H31V173H28ZM85 174H86V171H85ZM102 175V174H101ZM152 175V174H151ZM230 175V174H229ZM31 176H33L32 174H31ZM153 176V175H152ZM87 177V176H86ZM154 177V176H153ZM101 178H102V176H101ZM101 178H96V179H99L100 181H101ZM155 178V177H154ZM95 179V180H96ZM158 179V178H157ZM32 181H34V180H32ZM94 181V180H93ZM92 181V182H93ZM79 182H82V181H78L76 184H74V185H72V187H70L71 188V190H72V188L73 187H75ZM239 183V182H238ZM80 184V183H79ZM230 184V183H229ZM249 184V183H248ZM254 185H255V188H256V184L255 183H253ZM87 185V184H86ZM85 184H84V186H86ZM224 185H228V184H221V185H218V186H224ZM83 186V187H84ZM209 186H214V185H209ZM82 187V188H83ZM191 187H193V186H191ZM82 188H80L79 190H81ZM11 189H13V188H11ZM158 189V188H157ZM163 189H165V188H162L161 187V189H158L157 191H160V190H163ZM246 189V188H245ZM79 190H72L71 192L72 193H75V192H77V191H79ZM32 191V190H31ZM156 191V192H157ZM29 192V191H28ZM155 192V193H156ZM27 193V192H26ZM46 193V192H45ZM44 193V194H45ZM155 193H153V194H155ZM22 194V193H21ZM44 194H43V196H44ZM47 194V193H46ZM152 194V195H153ZM39 195V194H38ZM48 195V194H47ZM40 196V195H39ZM49 197V196H48ZM66 197V196H65ZM17 198H19V196H17ZM246 201H247V197H246ZM2 202H5V201H2ZM50 202H51V200H50ZM8 204V203H7ZM9 205V204H8ZM193 210H197V211H206L207 212V215L208 216H214V215H216V213H210L208 210H201V209H193ZM180 211H183V210H181L180 209ZM190 211H192V210H190ZM248 212H249V210H248ZM217 214H219V213H217ZM225 214H228V215H230L229 213H225ZM234 214H240L241 216H242V219H243V215L241 214V213H233V214H231V215H234ZM249 215L250 216H252L250 213H249ZM255 215H256V213H255ZM254 215V216H255ZM234 217V216H233ZM253 217V216H252ZM18 218V217H17ZM228 220H231L229 217H228ZM233 220V219H232ZM231 220V221H232ZM196 222H200L201 223V225H205V224H207L208 226H209V223H208V221H206V222H201V221H195V222H191V227H192V225H193V223H196ZM242 224H243V222H242ZM242 227V226H241ZM202 230H204V231H218V230H222V229H211V227L209 226V230H205V229H203V228H201ZM234 229V228H233ZM239 229V228H238ZM224 230H229V229H224ZM170 232V231H169ZM181 232H186V231H181ZM170 233H173V232H170ZM163 238V237H162Z\"/></svg>", "mask_w": 264, "mask_h": 264}, {"label": "bare ground", "instance_id": "7", "mask_svg": "<svg viewBox=\"0 0 264 264\" xmlns=\"http://www.w3.org/2000/svg\"><path fill=\"white\" fill-rule=\"evenodd\" d=\"M220 2H222L221 0H219ZM227 1V0H226ZM250 1V0H249ZM211 2H212V0H211ZM240 2H243V0H241ZM235 3L236 4H234L233 6H237V2L235 1ZM251 3H252V1H251ZM251 3H250V5H251ZM213 4V3H212ZM232 4V3H231ZM250 5H248V6H250ZM230 6H232V5H230ZM225 7V6H224ZM238 7V6H237ZM251 7V6H250ZM226 9V8H225ZM215 11H216V8H215ZM247 11H249L250 12V10H247ZM247 11H243V12H245V13H243V14H241V15H239L238 13L236 14L237 15V17H238V19L240 20V24H242V22H247V20L245 19L246 18V16H245V14H246V12ZM217 12V11H216ZM251 12H252V9H251ZM220 16H221V14H220ZM201 20H204V19H201ZM244 37H245V34H244ZM246 43V42H245ZM257 49H260V50H258V51H261V48H257ZM179 52H180V50H179ZM210 52H212V51H210ZM197 55V54H196ZM198 56H200V55H198ZM174 66H178V62L177 61H174ZM180 72H182V71H180ZM212 89V88H211ZM146 91V90H145ZM237 92H238V87L236 88V98H237ZM144 94V93H143ZM146 94H154V93H152L151 91H148V92H146ZM142 96V95H141ZM139 97V95H136L135 97H133V100H135L136 102L138 101V100H142V99H137ZM143 97V96H142ZM235 98V99H236ZM222 101H225V102H228V101H231V100H225L224 98H223V95L221 96V98H220ZM235 99H233V100H235ZM132 100V99H131ZM169 100L170 101H172L173 100V96L171 97V96H169ZM217 102V100H213V103H216ZM209 104V103H208ZM217 105L219 104L218 102L216 103ZM216 105V108H219L218 106ZM224 107V106H223ZM224 113H226L227 114V112L225 111V109L223 108V109H221ZM216 112V111H215ZM139 115V114H138ZM229 114H227V116H228ZM247 117H249V116H247ZM263 121H264V119H263ZM248 123H249V121H248ZM233 124H234V126H235V128H239V129H241V125L239 124V126H237V124H235L234 123V121H233ZM71 128H72V131L73 132H75V131H77V130H79V128H78V124L77 123H75L74 124V120H73V122L71 123V126H70ZM118 127L119 128H121V124L118 122ZM60 128V133L59 134H63L64 133V129L62 128V127H59ZM19 131V130H18ZM249 132H250V128H247V136H245V137H250V135H249ZM215 133H216V131H215ZM148 135V134H147ZM154 135V134H153ZM262 135H264V134H262ZM261 135V136H262ZM263 137V136H262ZM151 138H153L152 139V141H151V144L153 143V144H155V143H159V141L157 140L158 139V136H155L154 135V137H151ZM116 144H118V143H120L117 147H116V150L114 149L113 150V152L114 153H118L119 151H122L123 149H124V144H126V143H124V140L122 139V137H118L117 139H115V140H113ZM81 142V141H80ZM161 143V142H160ZM205 157V156H204ZM204 157H202V158H204ZM230 158L229 159H231V160H227V162H225L224 164H228V162H236V163H238V161L240 162V163H242L244 160L243 159H241V157L240 156H229ZM122 158H124L123 156H122ZM153 158V157H152ZM121 159V158H120ZM218 160V158H213L212 159V161H214V162H216ZM219 161V160H218ZM217 161V162H218ZM200 162V161H199ZM213 162V163H214ZM223 163V160L221 161V162H218L217 163V165H221ZM214 164H216V163H214ZM97 165L95 164V163H93V170H92V172H91V177L93 178V176L94 175H96V174H99V173H101L103 170H102V168H97ZM95 169V170H94ZM96 170L98 171L97 173H96ZM152 173H150V175H151ZM109 177H110V175H109ZM114 178V180H111L112 182L109 184V185H111L114 181H116L117 180V178L115 179V177H113ZM235 178H236V176H235ZM152 183H153V185L155 186V187H157L158 189H161V186H162V184H161V181H159V179H157V178H155L153 181H152ZM250 184V183H249ZM108 185V186H109ZM152 185V186H153ZM248 185V184H247ZM79 186H80V184H77L75 187H73L72 189L74 190H77L78 188H79ZM153 186V187H154ZM250 186V185H249ZM250 187H252V186H250ZM65 192H63V197H65ZM251 194V193H250ZM184 220H182V221H185V220H187L188 219V217H189V212H185L184 213ZM238 215V217H239V220L237 221V222H240V223H238V226H236L234 229H238V228H241V226H242V222H243V219H242V216L240 215V214H237ZM231 220L233 219L234 220V218H233V215H229L228 216ZM179 219H181V218H179ZM230 220V221H231ZM177 221V220H176ZM182 221H178V222H182ZM240 224H241V226H240Z\"/></svg>", "mask_w": 264, "mask_h": 264}]
</instances>
